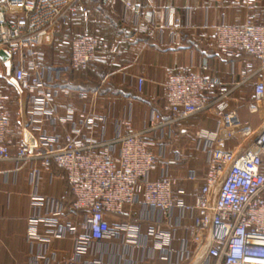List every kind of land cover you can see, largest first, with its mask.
I'll use <instances>...</instances> for the list:
<instances>
[{"label":"built area","instance_id":"obj_1","mask_svg":"<svg viewBox=\"0 0 264 264\" xmlns=\"http://www.w3.org/2000/svg\"><path fill=\"white\" fill-rule=\"evenodd\" d=\"M256 1L231 3L252 7ZM127 6L131 7L130 3ZM136 9L141 11L140 6ZM156 14L152 6L144 14L152 28L156 26ZM174 14L171 8L168 27L178 23ZM79 17L89 20L84 0H6L5 5H0V59L7 81L29 98L37 121L67 123L75 114L82 118V125L72 127L64 143H54L41 129L38 136L24 129L18 151L13 154L7 137L11 114L0 94V161L40 159L42 165L34 168L35 175L52 164L64 169L74 193V208L85 212L82 224L91 243L123 231L126 243L141 246L135 242L132 222L122 223L115 230L111 215L135 213L140 218H152L160 213L168 221L175 210L196 211L194 224L179 251L181 258L186 256L187 264H264V120L257 129L241 120L238 106L232 105L233 93L241 82L221 87L220 94L211 98L208 92L220 84L218 79L187 70L171 72L165 83L167 119L152 110L149 126L143 131L132 130L131 120L125 119V135L113 140L85 139L83 129L94 130L104 117L95 112L93 105L79 110L70 105L64 117L53 118L51 104L69 90L54 85L61 71L44 64L45 45L69 20ZM205 27L213 29L219 49L231 55L245 51L258 58V70L246 75L245 80L253 81L258 72L264 71V22L250 15L240 25L221 22ZM100 46V39L88 31L74 39L72 67L87 69L93 61L103 59ZM137 83L138 91L143 92L145 78L138 77ZM80 94L88 97L86 92ZM253 94L254 102L247 106L251 111L261 110L263 79H255ZM200 113L218 126L195 133L208 157L204 172L196 170L188 176L200 186L193 194L194 203H187L175 193L177 178L167 171L153 176L163 155L149 148L145 133L183 123ZM38 222L39 219L31 222L30 236L37 235ZM152 234L160 241L158 248L169 254L176 251L170 246L163 248L169 244L165 242L169 236L161 227H153ZM85 250L78 248L80 254Z\"/></svg>","mask_w":264,"mask_h":264},{"label":"crops","instance_id":"obj_2","mask_svg":"<svg viewBox=\"0 0 264 264\" xmlns=\"http://www.w3.org/2000/svg\"><path fill=\"white\" fill-rule=\"evenodd\" d=\"M5 2L0 0V5ZM84 4L89 10L88 22L77 19L67 28L74 34L89 31L97 35L103 41L101 60L113 68L102 79L103 91L65 87L69 92L62 93L51 104L53 118L64 117L70 105L77 110L93 105L104 121L100 120L94 130L84 128L85 139L113 140L125 135L128 132L125 119L131 120L132 130L143 131L149 126L152 110L159 111L165 119L169 117L165 99L168 74L187 70L218 79L220 84L208 92L211 98L220 94L221 87L241 82L233 93L232 105L238 106L243 122L256 129L261 127L264 105L256 111L247 105L254 102L255 79L264 80V71L258 72L253 81L245 80L246 75L258 70L260 62L248 54L231 55L219 49L214 43L213 29L205 25L221 22L240 25L250 15L264 22V0H257L252 7H237L231 0H84ZM137 6L141 9L139 13ZM151 6L157 12L153 28L144 15ZM171 8L175 9L178 21L172 28L167 26ZM54 41L55 36L45 49ZM61 54L66 56L65 52ZM0 64L4 72L1 59ZM59 65L67 66L65 62ZM138 77L145 78L143 92L138 91ZM81 92L88 93V97H82ZM10 114L7 137L13 154L18 151L24 129L36 136L41 129L54 143H64L68 131L82 125L78 114L67 123L37 121L26 95L21 96L17 113ZM217 126L205 113H200L183 123L145 133L149 148L163 155L153 176L167 171L177 178L175 193L187 203H194L193 194L200 186L188 176L192 171L204 172L208 157L205 145L198 143L195 133ZM41 165L40 159L0 161V264H187L186 256L181 258L179 251L194 224L196 211L175 210L170 221L160 213L152 218H140L135 213L111 215L115 230L122 223L132 222L135 242L141 246L126 243L123 231L91 243L82 224L85 212L74 208L75 197L66 171L52 164L35 175L34 168ZM33 219H39L35 237L29 235ZM155 226L169 236L165 241L169 244L163 248L170 246L175 252L169 254L158 248L160 241L152 234ZM80 246L86 249L81 254Z\"/></svg>","mask_w":264,"mask_h":264},{"label":"trees","instance_id":"obj_3","mask_svg":"<svg viewBox=\"0 0 264 264\" xmlns=\"http://www.w3.org/2000/svg\"><path fill=\"white\" fill-rule=\"evenodd\" d=\"M77 19L82 18L79 17L69 20L59 31L55 33V41L49 46L50 50L46 52L47 55L44 60V64L61 71L63 78L54 83V85L58 87H67L69 89L76 88L79 90L89 91L100 89L103 91L105 88L101 86V82L106 73L111 71L113 68L110 63L107 64V62H104L103 60H96L93 61L87 69H74L71 65L72 42L74 39L85 33L82 32L80 34H74L67 28L70 27L72 22ZM64 37L67 39L66 41H64ZM101 43L103 45L102 40ZM63 52L66 53L65 57L61 54ZM242 53L256 57L255 55L245 51L240 52L239 54ZM62 62H65L67 66H60L59 64H62Z\"/></svg>","mask_w":264,"mask_h":264},{"label":"rangeland","instance_id":"obj_4","mask_svg":"<svg viewBox=\"0 0 264 264\" xmlns=\"http://www.w3.org/2000/svg\"><path fill=\"white\" fill-rule=\"evenodd\" d=\"M50 45H47L46 49L49 51ZM50 55V54H49ZM0 64V94H2L5 97V105L6 108L12 113L14 116L20 105V98L23 95H20L15 89L12 84H10L5 76V72H3V68ZM2 68V70H1ZM63 78L62 73L60 74V77L57 79V81H60V79Z\"/></svg>","mask_w":264,"mask_h":264}]
</instances>
